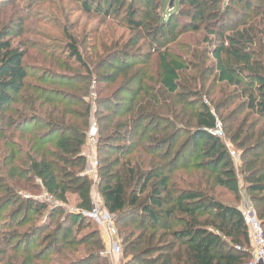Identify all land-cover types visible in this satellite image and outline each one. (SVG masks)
I'll return each instance as SVG.
<instances>
[{"label":"trees","instance_id":"obj_1","mask_svg":"<svg viewBox=\"0 0 264 264\" xmlns=\"http://www.w3.org/2000/svg\"><path fill=\"white\" fill-rule=\"evenodd\" d=\"M75 4L88 17L121 18L134 35L132 45L144 40L156 52V76L148 75L146 65L145 71L136 70L135 61L121 60L124 52L112 46L103 45L94 63L92 56L85 59L77 38L62 27L65 59L54 58L49 64L53 70L46 68L45 78L36 80L39 84H28L27 52L15 41L24 35L32 15L10 14L0 30V141L10 174L0 210L7 207L6 214L12 194L16 206L10 212L11 222L0 216V264H103L104 246L86 216L93 207L91 187L79 175L85 168L86 158L79 155L91 114L97 123L100 194L105 209L114 215L124 264H247L252 244L241 209L215 196L218 188L234 202L239 198L233 158L212 133L216 116L199 101L198 91L193 95L195 104L181 100L190 107L183 116L168 99L179 92L185 73L198 71V80L203 73L205 77L212 65H204L208 54L219 84L243 91L255 120L248 126L240 121L230 143L241 151L243 179L264 230V129L256 132L258 122L264 123V0H76ZM0 8L6 13L18 6L16 0H8ZM199 31L206 33V43L215 40L218 47L210 53L204 50L197 66L171 54L180 37ZM219 92L223 102L213 104L215 112L233 105L229 93ZM239 109L234 104L222 122L237 123L231 117L240 114ZM28 111L37 115L28 116ZM27 123L40 126L19 137L26 151L24 160L18 161L11 141L14 134L5 138V133L12 128L18 132ZM47 131L58 134L48 141ZM47 145L54 149L45 151ZM18 150L20 154L22 148ZM185 154L194 161L186 162ZM17 161L21 167L13 164ZM58 163L65 167L57 168ZM20 191H42L55 204L24 198L17 194ZM71 191L77 198L74 213L58 205L68 203ZM20 216L28 228L15 233L11 226L19 223ZM38 233L44 237L33 249Z\"/></svg>","mask_w":264,"mask_h":264},{"label":"rangeland","instance_id":"obj_2","mask_svg":"<svg viewBox=\"0 0 264 264\" xmlns=\"http://www.w3.org/2000/svg\"><path fill=\"white\" fill-rule=\"evenodd\" d=\"M6 1L8 0H0V4H3ZM75 1L76 0H16L18 9H10V11L2 13V8H0V30L6 24L7 20L10 17V14L13 12H15L16 15L21 12L23 14L22 16L24 17L29 14L32 15L31 19L25 24L24 35L15 41V44H17L21 49L27 52V58L24 61V65L29 76L27 79L28 84H39V82H37L36 80L37 78H45L46 68L53 70V68H49V64L56 61L54 60V58L61 57L62 59H65V42L62 39L63 36L61 34L62 27L67 28V30L77 38V41L80 44V51L85 59H89L90 56H92V60L94 63L96 62V53L101 52L100 48L103 45H107L108 47L112 46L111 48L113 50H122L125 54L124 57L131 55L130 58L122 57L121 60H123L124 62L135 61L137 64L135 68L136 70L145 71L146 65L148 75H151L153 77L156 76V71L158 68V59L156 52L151 48L145 46L144 40L141 41L137 46L132 45L131 39L134 35L127 28V25H124L125 22L121 18H118L116 20H105L102 18L85 16L78 11V5L75 4ZM228 1L229 0H227V2ZM28 7H30V10H26V8ZM170 8H172V5ZM125 10V8L122 9L120 17L123 16ZM207 38L208 37L204 31L188 33L185 36L180 37L178 41L171 46V54L175 58L180 59L182 62L187 63L188 65L191 64L192 66H197L201 61L202 52L204 50H207L210 53V50L218 47V44H216L215 40L213 42L210 41L209 43H206L205 39ZM132 57L134 58V60H132ZM207 58L209 61L204 64L203 60V64L209 67L211 64L212 65L210 67V71L206 72L205 77H203V73L202 76L200 75L198 80L197 77L200 74H198V71H189L185 73L183 79L179 81V92L176 96H169L168 101L171 104L173 110L177 111L178 113H180V115L182 114L183 116L188 114V110L190 109V107L184 105L185 101L190 102L191 104H193L194 102L195 104V102H197V99H195L193 96L194 92L198 91L200 95H202V98L200 96L201 100L199 101H202L211 108L212 112L216 116L217 123L221 126L222 129L221 134H215L214 132L213 134L221 138V140L226 144L227 148L236 151L238 156V158L233 159L239 182V198L237 199L238 202H234L235 198L233 196L218 188L215 189V196L218 200L224 203L232 205L235 204L242 210L253 211L257 216L255 206L252 205L251 197L247 192V183L243 179V162L241 159V151L237 149L235 150L234 146L230 143L231 136L234 132V129L237 128L238 123L240 121H244L245 125L248 126L250 121L255 120V118L252 116L250 110L247 109L243 91L238 92L234 88H227L225 84H219V82L216 80L217 73L214 71L213 58L210 56V54H208ZM147 59L149 60L147 61ZM45 61L47 62L46 64L44 63ZM62 71L63 68H59L58 72L60 73ZM154 80L156 81V78H154ZM155 81H153V83H155L154 86H156ZM95 85L96 83L94 82L91 89H94ZM52 88L56 90L55 87ZM200 89L203 90L202 93ZM220 90H223L224 92L229 93L232 96L233 105H231L228 110H226L225 107L222 106L223 110L221 112H215L213 109V104L217 105L218 102H223L222 96L219 94ZM155 91H158V87L155 88ZM232 92H235L236 94H232ZM178 101H180L181 105L178 104ZM234 104L235 106L240 105V114H236L231 118H234V120L236 118L238 122H235L233 125V121L227 120L230 123L224 124L222 120L233 109ZM193 106L195 109L198 108V105ZM24 114H26V112H24ZM26 115L36 116L37 114L34 115L30 111H28ZM177 123L182 125L184 122L178 120ZM39 126L40 125L37 123H27L21 125L18 132L12 128L8 129V131L5 133V138L12 134V132L14 134L11 141L13 144H15V152L18 154L16 156V160H24L23 153L26 151L24 141L19 140V137H23L24 131L29 132L33 129H38ZM230 128L232 129L230 130ZM263 129L264 123L262 121L258 122L256 132ZM57 134L51 135V133L48 132L46 134V140H52L57 136ZM97 142V123L94 114H91L89 117V129L86 135L85 144L79 155L86 158L85 168L79 175L81 177H85L90 184L91 199L93 204H98L103 208L104 204L100 194L101 185L98 173L100 163L97 158ZM3 145L4 142L0 141V198L4 195L5 188L7 187L6 180L10 175L9 164H7V160L5 158L7 155L6 153L3 156L1 155ZM18 146L22 148V152L20 154L18 153ZM53 149V145H47L44 147V150L47 152L52 151ZM184 156H186L187 158H185L186 162L192 163L194 161V158L192 159L191 157H188L189 155L185 154ZM18 161L13 164H15L16 166L20 165L19 167H21L22 164ZM95 163L97 164L95 165ZM56 166L57 168L65 167L64 165H62V163H58ZM89 168L91 169V171H88ZM181 172L182 171H180L179 174H183ZM37 183L39 182L37 181ZM17 194L24 196V198L26 197L41 200L44 202L46 201V204H50L51 207L55 204V201L42 191L34 193H25L23 191H20L17 192ZM12 195L9 197V200H11V203L9 204H11V206L6 210V214L4 215L3 212L7 207L4 206L3 209L0 210L2 221H4L3 219H5L6 221L10 220V212H12V210L16 206V200L13 199ZM76 199V194L71 191L67 194L68 203L64 205H58H60L66 212L74 213L77 204ZM1 204H5V202L1 201ZM19 218V223L11 226L15 233L22 232V230L28 228V225H23L25 223L24 221H21L22 217L20 216ZM18 225L23 226L21 228L18 227ZM92 228L98 232L99 239L104 246V249L100 253L103 264H124L125 256L122 250V244H120L122 253H120L119 255H112L106 247L108 239L105 231L99 228L95 223H92ZM50 231H52V229H50ZM46 232L48 233V231ZM43 237L44 235L40 233L36 235V237L33 239V249H36L38 247V244H40V241ZM118 240L121 243L119 234ZM24 247L25 245H23V248ZM55 248L56 246H53L52 252H54Z\"/></svg>","mask_w":264,"mask_h":264},{"label":"built area","instance_id":"obj_3","mask_svg":"<svg viewBox=\"0 0 264 264\" xmlns=\"http://www.w3.org/2000/svg\"><path fill=\"white\" fill-rule=\"evenodd\" d=\"M221 134V126L217 123L212 133ZM229 149V148H228ZM229 154L233 159L238 158L236 151L229 149ZM97 163H95L96 165ZM88 169V168H87ZM88 171H91L89 168ZM242 217L245 226L248 229L251 244L252 257L247 264H264V230L261 222L253 211L242 210ZM86 216L95 223L99 228L105 231L107 235V249L112 255L122 253L120 241L118 240V232L114 225V215L110 214L104 207L93 204L92 210L86 213Z\"/></svg>","mask_w":264,"mask_h":264}]
</instances>
